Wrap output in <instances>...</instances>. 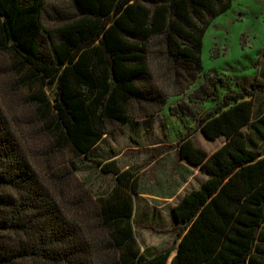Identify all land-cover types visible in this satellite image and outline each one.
Listing matches in <instances>:
<instances>
[{"label": "trees", "instance_id": "16d2710c", "mask_svg": "<svg viewBox=\"0 0 264 264\" xmlns=\"http://www.w3.org/2000/svg\"><path fill=\"white\" fill-rule=\"evenodd\" d=\"M68 1L72 13L50 12L45 0H0V52L14 58L17 86L50 155L66 152L74 160L91 159L110 128L131 123L133 106L157 112L193 87L203 72L206 31L232 6V0ZM154 53L175 70L180 92L158 86ZM215 78L191 93L194 102L214 93ZM258 92L264 81L257 79L199 117L206 139L225 138L212 154L192 134L176 143L179 159L208 179L172 209L176 245L152 256L135 230L137 176L113 158L99 161L103 173L115 175L111 191L72 199L75 162V172L37 168L0 90V264H168L172 254L171 264H264V148L245 131L254 126Z\"/></svg>", "mask_w": 264, "mask_h": 264}, {"label": "rangeland", "instance_id": "374dc122", "mask_svg": "<svg viewBox=\"0 0 264 264\" xmlns=\"http://www.w3.org/2000/svg\"><path fill=\"white\" fill-rule=\"evenodd\" d=\"M45 3L50 12L56 8L72 13L68 0H45ZM14 62L12 55L0 52L1 97L8 105L10 117L22 129L25 136L22 140L29 154L34 155L36 167L42 172L54 168L63 173L67 167L75 172L71 167L73 160L78 168L72 179V199L81 192L83 196L91 195L93 200L108 194L115 184V175L103 173L99 161L106 163L114 158L121 170L130 169L137 176L136 189L140 192L134 194L135 230L142 249H148L153 256L176 245L180 227L175 223L172 209L187 191L204 180L200 170L187 167L192 174L188 175L184 191L170 200L158 198L172 196V191L179 189L187 175L182 169L185 165L179 161L176 143L192 134L197 146L209 154L215 152L225 138L206 139L197 130L199 117L216 108L226 93L252 88L257 79L264 81V0H232L231 8L214 19L206 31L203 72L197 83L183 95L170 96L160 111L153 112L155 107L150 105L133 106L131 123L110 128V134L90 153L88 160H74L66 152L50 155V145L41 137V127L35 125V110L26 101V91L17 86ZM151 62L156 76L160 77L158 86L173 94L180 92L181 84L175 83L176 73L169 63L155 53ZM208 77H216L217 89L204 102H194L191 93ZM255 103V114L259 116L264 108V92L255 94Z\"/></svg>", "mask_w": 264, "mask_h": 264}, {"label": "crops", "instance_id": "0c3cea01", "mask_svg": "<svg viewBox=\"0 0 264 264\" xmlns=\"http://www.w3.org/2000/svg\"><path fill=\"white\" fill-rule=\"evenodd\" d=\"M262 69V68H261ZM262 71V70H261ZM261 121H264V108H263V111H262V114L261 115H259V116H257L256 114L254 115V117H253V124H254V126L253 127H249V128H246L245 129V131L248 133V135H249V137L251 138V139H253L254 141H257L258 142V144H259V146L261 147V148H264V123H259V122H261ZM109 134H110V132H109ZM109 134H106V137L109 135ZM258 138H260V139H258ZM114 159V158H113ZM179 161L183 164V165H185V167H183L182 166V169L185 171V172H187V175H186V177L182 180V183L181 184H179V186H178V188L179 189H174L173 191H172V196L171 195H167V196H164V197H158V198H160V199H167V200H170V199H172L173 198V196H175V195H177V194H180V193H182L183 191H184V189L186 188V186H187V180H188V178H189V174L191 173V171L189 170V169H187V167H189L190 169L192 168V169H198V170H200V167H194V166H191V165H189L187 162H185V161H183V160H181V159H179ZM186 164H185V163ZM201 171V170H200ZM201 173H202V175L204 176V180L200 183V185L202 184V183H204L205 181H207V179H208V176H207V174H205V173H203L202 171H201ZM192 174V173H191ZM199 185V186H200ZM199 186L198 187H196V188H194V189H198L199 188ZM194 189H192V190H194ZM189 191H191V190H189ZM189 191H187V192H189ZM185 195V194H184ZM183 198V197H182ZM181 198V199H182Z\"/></svg>", "mask_w": 264, "mask_h": 264}]
</instances>
